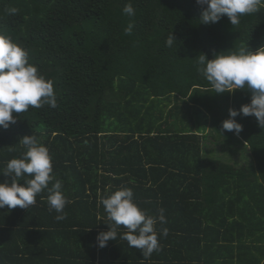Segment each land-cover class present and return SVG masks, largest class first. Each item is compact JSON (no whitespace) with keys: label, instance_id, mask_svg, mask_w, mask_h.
<instances>
[{"label":"trees","instance_id":"16d2710c","mask_svg":"<svg viewBox=\"0 0 264 264\" xmlns=\"http://www.w3.org/2000/svg\"><path fill=\"white\" fill-rule=\"evenodd\" d=\"M128 2L0 0V31L53 81L58 102L14 113L17 122L0 128V171L24 150L19 140L35 135L70 201L59 222L46 191L29 209H0V264H264V129L241 114L239 135L223 130L250 93L212 92L196 63L202 53L264 45V7L237 26L227 16L204 25L196 0H131L132 17ZM210 138L223 152L247 153L248 164L215 157ZM122 186L149 214L165 209L156 230L168 235L149 258L119 238L123 226L115 241L96 244L110 223L100 200Z\"/></svg>","mask_w":264,"mask_h":264},{"label":"clouds","instance_id":"9594fccd","mask_svg":"<svg viewBox=\"0 0 264 264\" xmlns=\"http://www.w3.org/2000/svg\"><path fill=\"white\" fill-rule=\"evenodd\" d=\"M196 3L202 8L199 21L204 25L215 24L227 16L231 25L237 26L242 16L255 14L264 7V0H196ZM8 11L16 14L19 10L13 7ZM123 13L129 17L135 15L131 0L123 7ZM133 28L134 22H130L124 31L131 34ZM174 42L171 33L165 45L171 48ZM29 59L23 46L0 31V128L8 129L17 122L14 113L44 105L58 107L53 81ZM196 63L198 73L210 83L212 92L223 94L243 89L250 93V103L239 110L229 109V118L222 122L223 130L239 135L243 126L235 117L241 114L254 116L258 126L264 129V45L252 50L247 42L241 43L227 54L224 51L213 53L212 59L202 53ZM18 143L24 150L0 171L11 178L10 182H0V209L6 206L8 209L17 206L29 209L36 204V197L46 191L49 211L57 214L58 222L63 221L67 217L65 206L70 201L63 192V181L54 174L49 149L35 135H25ZM100 204L110 223L106 224L107 231L98 233V247L104 248L109 241H115L120 226H123L126 231L119 238L127 241L130 248L139 249L144 258L160 250L158 235L166 237L168 229L162 228L158 234L156 225L167 223L165 209L160 208L158 215L149 214L134 199L133 190L123 186L102 197Z\"/></svg>","mask_w":264,"mask_h":264},{"label":"rangeland","instance_id":"374dc122","mask_svg":"<svg viewBox=\"0 0 264 264\" xmlns=\"http://www.w3.org/2000/svg\"><path fill=\"white\" fill-rule=\"evenodd\" d=\"M204 145H205V149L207 151H212V154H214L215 157L216 156L217 157L220 156L221 158H225V159L230 157V159L232 160L231 161L232 164H234L236 166L247 165L248 162H249L248 161V156L246 155L247 153L244 156V154L242 152H240V151H238V153L235 152L234 155L233 154L231 155V154H228L226 152H223V150H224L223 143L222 142H220V143L217 142L216 143V140H214L213 138H210L208 141H206L204 143ZM246 156H247V160L245 159ZM231 162H226V163H227V165H231V164H229ZM234 165H233L234 168H238V167H236ZM239 168H241V170H245L246 169L244 166H241Z\"/></svg>","mask_w":264,"mask_h":264}]
</instances>
